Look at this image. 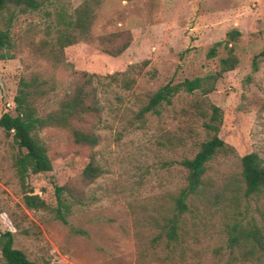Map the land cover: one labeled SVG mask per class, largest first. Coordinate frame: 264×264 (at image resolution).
<instances>
[{
	"label": "rangeland",
	"instance_id": "rangeland-1",
	"mask_svg": "<svg viewBox=\"0 0 264 264\" xmlns=\"http://www.w3.org/2000/svg\"><path fill=\"white\" fill-rule=\"evenodd\" d=\"M79 8L90 23L88 38L64 45V20ZM8 23L0 116L15 113L19 81L30 77L45 89L34 95L38 115L58 109L79 85L94 92L99 108L71 121L98 136L94 147L77 143L71 128L38 129L52 170L24 180L15 165L19 148L0 127V231L13 233L14 247L37 264H264V249L243 255L229 245L240 228H257L264 239V193L246 194L241 174L244 154L255 152L264 164V0H42L35 10L9 5L0 29ZM233 29L240 35L229 40ZM128 40L121 53H107ZM231 55L237 63L222 71L220 60ZM82 72L92 74L90 84ZM195 77L200 88H180L170 103L141 112L164 84ZM212 106L220 109L215 124L229 147L207 162L180 217L179 238L167 243L160 224L186 184L181 161L213 134ZM91 153L102 173L85 185L81 172ZM55 185L82 193L81 201L65 193L64 219L55 212ZM29 190L47 207L29 208ZM0 264H7L1 251Z\"/></svg>",
	"mask_w": 264,
	"mask_h": 264
},
{
	"label": "trees",
	"instance_id": "trees-1",
	"mask_svg": "<svg viewBox=\"0 0 264 264\" xmlns=\"http://www.w3.org/2000/svg\"><path fill=\"white\" fill-rule=\"evenodd\" d=\"M42 0H0V12L9 5H13L21 11L35 10L39 7ZM84 7H88L84 2ZM66 28L63 30L62 39L64 45L75 42L80 37L88 38L90 23L87 21L84 9L79 8L76 18L73 20H64ZM10 23V22H9ZM9 23L6 28L0 29V60L11 58L9 52L11 46V38L9 33ZM79 31L78 34H74ZM240 35V31L233 29L227 32L229 40H233ZM130 41H126L116 48L107 50L110 54H119L129 46ZM221 42H215L208 51V56L212 57L216 53V47ZM231 51V50H230ZM264 54L263 52L260 53ZM221 70L227 71L234 68L237 58L233 55L220 60ZM253 68H257V56L253 57ZM87 84L91 83L92 74L82 72ZM36 77L29 79H20L17 92L14 96V111L4 112L0 116V127L6 135H12L15 143L19 148V154L15 159L17 171L24 180L29 173L42 174L52 170L51 161L47 155L45 146L36 135V131L45 126H59L71 128L74 140L82 145L94 147L98 143V136L92 132L83 131L71 126V121H82L84 117L91 113H98L99 108L94 100V92L85 90L79 85L74 88L66 99H64L58 109L47 113L44 116L38 115L37 109L33 104L34 95H44L45 89ZM201 87V78L185 79L184 81L172 85L166 83L158 88L148 100V103L142 108L141 112L156 111V107L163 102L170 103L172 95L180 88L191 92ZM93 100L89 103L88 99ZM219 112L217 106H212L211 120L214 123L207 124L213 134L212 136L200 144L198 151L191 158H184L181 164L186 170V184L172 198V206L169 216L163 219L160 224L161 231L165 236L167 243L177 241L179 238V220L186 210H188V200L197 193L202 186L203 175L206 170L207 162L213 155L220 151L226 150L229 146L218 136ZM241 174L245 184L246 194H262L264 193V164L255 152L244 154L241 157ZM102 173L101 167L97 164L94 154L91 153L89 161L81 172V181L88 185L93 182ZM57 206L55 212L58 217L64 219L62 209H67L69 204L66 202L65 193L68 198L81 201L82 193L75 191L73 188L65 185L54 186ZM24 202L29 208L43 209L47 207V203L38 194L29 190L24 194ZM161 235H159L160 237ZM230 248L234 246L241 249V254L254 253L256 248L264 249V239L257 228H240L236 229L235 234L230 237ZM0 251L2 259L7 264H37L28 258L25 252L14 247V237L10 230L0 231Z\"/></svg>",
	"mask_w": 264,
	"mask_h": 264
}]
</instances>
